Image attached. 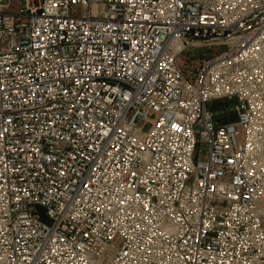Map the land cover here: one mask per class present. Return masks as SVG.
I'll use <instances>...</instances> for the list:
<instances>
[{"label":"built area","instance_id":"obj_1","mask_svg":"<svg viewBox=\"0 0 264 264\" xmlns=\"http://www.w3.org/2000/svg\"><path fill=\"white\" fill-rule=\"evenodd\" d=\"M0 264H264V0H0Z\"/></svg>","mask_w":264,"mask_h":264},{"label":"rangeland","instance_id":"obj_2","mask_svg":"<svg viewBox=\"0 0 264 264\" xmlns=\"http://www.w3.org/2000/svg\"><path fill=\"white\" fill-rule=\"evenodd\" d=\"M233 105V102L229 101H217L210 104L211 108L216 111L219 115H225L227 114V109ZM229 119H231V116L228 115Z\"/></svg>","mask_w":264,"mask_h":264}]
</instances>
